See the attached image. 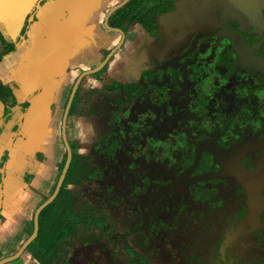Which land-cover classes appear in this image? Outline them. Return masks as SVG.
<instances>
[{
    "label": "flooded vegetation",
    "instance_id": "flooded-vegetation-1",
    "mask_svg": "<svg viewBox=\"0 0 264 264\" xmlns=\"http://www.w3.org/2000/svg\"><path fill=\"white\" fill-rule=\"evenodd\" d=\"M6 17L0 264H264V0Z\"/></svg>",
    "mask_w": 264,
    "mask_h": 264
},
{
    "label": "water",
    "instance_id": "water-1",
    "mask_svg": "<svg viewBox=\"0 0 264 264\" xmlns=\"http://www.w3.org/2000/svg\"><path fill=\"white\" fill-rule=\"evenodd\" d=\"M20 4H22V0H0V21L7 18L6 15L9 16L10 12H14Z\"/></svg>",
    "mask_w": 264,
    "mask_h": 264
}]
</instances>
